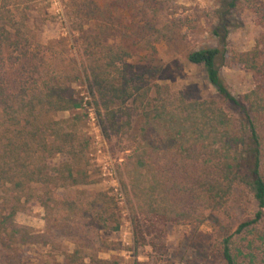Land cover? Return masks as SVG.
Here are the masks:
<instances>
[{
  "label": "trees",
  "instance_id": "16d2710c",
  "mask_svg": "<svg viewBox=\"0 0 264 264\" xmlns=\"http://www.w3.org/2000/svg\"><path fill=\"white\" fill-rule=\"evenodd\" d=\"M236 1L227 0L226 9L217 13L213 34L221 43L226 36L225 12ZM9 6L0 3V248L17 254L27 245H45L48 239L16 223L15 213L33 200L46 218L54 206L62 209L55 193L58 187L85 180L76 170L82 155L76 131L69 125L71 115L54 117L59 112L72 113L83 101L70 87L74 73H49L43 57L32 53L26 15L23 11L12 14ZM94 10L97 6L89 9L90 14ZM84 26L77 25V36L88 49L78 52V64L95 111L100 115L102 110L101 125L104 129L108 123L116 133L129 132L135 143L120 178L130 208L141 215L133 214L132 224L142 222L149 236L146 242L153 245L165 236L168 226L200 224L206 211L221 209L233 187L242 185L258 209L235 233L247 232L251 238H242V247L232 248L229 236L223 237L220 255L224 264H237L240 256L251 262L255 249H264V229L256 230L264 212V85L256 83L238 100L218 72L216 62L224 63L223 50L201 47L188 52L186 59L203 67L218 98L187 100L180 92L170 96L166 85L147 83L142 73L127 77L121 69L128 51L100 42L102 27L94 31L93 23ZM96 51H102V57ZM231 60L264 80V45L232 54ZM223 104L234 112L227 113ZM114 105L124 109L119 122ZM137 114L141 118L134 126L132 118ZM57 155L62 160L52 162ZM98 222L104 228V222ZM74 252H61L65 264H80L72 258Z\"/></svg>",
  "mask_w": 264,
  "mask_h": 264
},
{
  "label": "rangeland",
  "instance_id": "374dc122",
  "mask_svg": "<svg viewBox=\"0 0 264 264\" xmlns=\"http://www.w3.org/2000/svg\"><path fill=\"white\" fill-rule=\"evenodd\" d=\"M88 1L0 0L10 5L12 14L25 13L32 35L31 51L43 57L48 72L75 75L70 87L82 96L83 105L72 113L59 112L54 117L71 115L69 125L76 131V145L82 155L76 170L85 177L81 184L55 190L62 209L54 206L46 218L43 208L33 200L15 213L16 223L44 233L48 240L45 245H27L17 254L0 248V264H65L61 252L73 250L72 258L80 264H224L220 241L229 236L234 248L242 247V238H251L247 232L235 230L253 218L258 209L255 199L237 184L223 207L206 211L200 224L168 226L164 237L148 244L142 222L132 224L133 214L137 218L141 215L135 207L130 208L120 185L122 164L135 143L129 132L116 133L108 123L104 129L101 125L102 110L100 115L95 111L78 64V52L87 43L77 36V25L88 27L93 23L94 31L102 27L100 42L128 51L121 69L127 77L142 73L147 83L166 85L170 96L180 92L187 100L218 97L203 67L187 61L186 54L201 47L223 50L224 63L220 64V59L216 62L218 72L231 95L239 100L256 83L264 85V80L231 60L232 54L250 50L255 44L264 45V0H237L233 8L226 10L224 43L213 29L217 13L226 9L227 0H93V5ZM94 5L98 10L90 14ZM96 52L102 57V51ZM223 107L229 114L234 112L227 104ZM113 108L119 122V112L124 109L115 105ZM90 110L94 122L88 117ZM139 117L137 114L132 118L134 126H138ZM59 160L62 157L57 155L52 162ZM33 190L37 191L38 186L34 185ZM262 214L256 230L264 229ZM97 220L104 222V228ZM115 225L117 228L111 229ZM140 233L147 238L143 240ZM255 251L251 262L240 256L237 264H264V249Z\"/></svg>",
  "mask_w": 264,
  "mask_h": 264
},
{
  "label": "built area",
  "instance_id": "2783aa9c",
  "mask_svg": "<svg viewBox=\"0 0 264 264\" xmlns=\"http://www.w3.org/2000/svg\"><path fill=\"white\" fill-rule=\"evenodd\" d=\"M88 117H89L90 121L94 122V113H93V110H90V112L88 113Z\"/></svg>",
  "mask_w": 264,
  "mask_h": 264
}]
</instances>
